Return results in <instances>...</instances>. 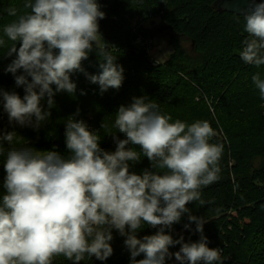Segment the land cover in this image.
Segmentation results:
<instances>
[{
	"label": "trees",
	"instance_id": "obj_1",
	"mask_svg": "<svg viewBox=\"0 0 264 264\" xmlns=\"http://www.w3.org/2000/svg\"><path fill=\"white\" fill-rule=\"evenodd\" d=\"M215 2L0 0V108L26 123L0 134V264H156L158 245L183 264H264V123L237 120L264 104V20ZM141 7L170 27L173 53L156 66L121 18ZM80 107L126 118L129 137L96 145L66 124ZM35 151L44 174L13 162ZM80 176L91 187L77 206L111 210L86 237L72 228L80 246L35 257L53 229L38 196Z\"/></svg>",
	"mask_w": 264,
	"mask_h": 264
},
{
	"label": "rangeland",
	"instance_id": "obj_2",
	"mask_svg": "<svg viewBox=\"0 0 264 264\" xmlns=\"http://www.w3.org/2000/svg\"><path fill=\"white\" fill-rule=\"evenodd\" d=\"M55 10L56 9L54 7H51V9L49 10L50 15L54 14ZM154 11L155 10L153 9H146L141 7L132 11H125L121 15V18L126 21L132 32L137 33V40L142 38L144 40L151 41L152 45L150 49L147 50V55L152 66H155V64L159 65L161 63H164L168 58H170L171 54L173 53V48L170 44L171 36L166 30H161V26L163 25L162 23L164 20L160 17H153ZM140 28L148 29L150 30V32L147 35L144 33L140 34ZM97 44L99 46L103 44V40L99 36L97 37ZM181 45L183 49L186 50H189L191 48V42L187 40L182 41ZM5 64L6 61L4 62V64L0 63V75H4L7 72L6 68L4 67ZM251 116L253 118L249 117L247 119V117L244 116V118L240 117L237 120L242 125L244 124V127L256 126V128H260L261 126H263L264 104L259 109L255 110ZM67 122L68 124L70 123L74 128H76V130H78L80 133L89 135L92 138V142L96 145H100L102 148L105 147V145L108 144L109 141L116 142L120 139L127 140L124 138L129 137V135H126L124 131H122L123 126L127 123L126 118L110 113H97L91 108H78L73 114L69 116V118L66 120V124ZM25 125L26 123L22 119L10 114L6 110L3 111L0 108V134H2L7 128L13 129L14 133L18 134V132L22 131L25 128ZM224 135V131L222 130L221 126H219V129L215 133V136L222 140L223 138H225ZM26 141V144L33 142L30 135L26 137ZM25 160H27V162L29 163V166L32 169L33 173L44 174L46 172L48 153L35 151L26 154H15L13 156V162L18 167L22 168ZM263 163L264 162L262 160H257L254 163V166L260 167ZM63 185L66 186L65 183H63ZM74 185H76L77 189L73 187H67L63 191H58L57 198L51 200V202L49 201L48 203H43L40 200V197L44 193L38 196L40 209L43 212L47 223H50L49 217L53 218V222H51V224L53 225V229L46 237L44 243L36 247L35 257H41L42 255L45 257V259L46 257L47 259H49L52 252L64 245H76L77 247L80 246V243H77V241L79 240H75V234L72 228H74L75 226H79L78 228L80 229V231L77 232V234L82 238L86 237L92 233L90 231L91 229L95 231L100 226L102 218L109 210H111L104 209L103 211L98 212L96 210H88L87 206L85 207L83 204L80 207L75 205L74 199L76 200V194L80 193L82 186L90 188L91 181L87 177L80 176L74 181ZM83 206L84 210L78 213L79 209H81V207ZM114 207L115 206H113V208ZM89 212L99 213V224H94L89 221L87 217H85ZM61 219H64L65 225L71 226V228L68 229L72 232V240L68 243H63L57 235V226L59 225ZM199 241H203V235L200 236ZM18 251L21 254H24L25 252V250L22 248H19ZM153 254L155 257L153 256L150 258L157 259L155 260L156 264H183L182 255L172 252L165 246H156ZM0 257H3L5 260L10 259L8 254H2L1 252ZM13 261L15 262V264H17L19 263L20 259L15 258L13 259Z\"/></svg>",
	"mask_w": 264,
	"mask_h": 264
},
{
	"label": "water",
	"instance_id": "obj_3",
	"mask_svg": "<svg viewBox=\"0 0 264 264\" xmlns=\"http://www.w3.org/2000/svg\"><path fill=\"white\" fill-rule=\"evenodd\" d=\"M214 6L219 12L245 16L254 21L264 20V0H216ZM169 28L163 26L161 30L167 31ZM104 47H107V42Z\"/></svg>",
	"mask_w": 264,
	"mask_h": 264
},
{
	"label": "built area",
	"instance_id": "obj_4",
	"mask_svg": "<svg viewBox=\"0 0 264 264\" xmlns=\"http://www.w3.org/2000/svg\"><path fill=\"white\" fill-rule=\"evenodd\" d=\"M136 44H137L138 46H140V47H144V48H146V50H149L150 47H151V45H152L151 41L144 40V39H142V38L138 39L137 42H136ZM249 51H250V49L246 48L243 54H246V55H247V54L249 53ZM155 66H156V64H155ZM23 168L26 170V172H27L28 174H30V173L33 172L32 169L30 168L29 163L27 162V160L24 161ZM86 189H87V187L82 186L80 192H83V191L86 190ZM54 193H55V192H54ZM49 194H51V192H49V193H44V194L40 197L41 202H43V203H48V200H49L48 195H49ZM57 194H58V193L56 192V197L53 198V199H56V198H57ZM101 198H102V202H105V201L107 200V196H106V195H101ZM50 202H51V201H50ZM74 204L77 205L75 199H74ZM83 210H84V206L81 207V209H79L78 213L82 212ZM85 217H87L88 220L91 221V222L94 223V224H99V222H100V221H99V213H98V212H89V213H87V216H85ZM87 218H86V219H87ZM52 219H53L52 217H49V222H50V223L53 222ZM57 235H58L59 239H60L63 243H68V242H70V241L72 240V233H71V231L66 227V225H65V223H64V219H61L59 225L57 226Z\"/></svg>",
	"mask_w": 264,
	"mask_h": 264
},
{
	"label": "bare ground",
	"instance_id": "obj_5",
	"mask_svg": "<svg viewBox=\"0 0 264 264\" xmlns=\"http://www.w3.org/2000/svg\"><path fill=\"white\" fill-rule=\"evenodd\" d=\"M55 197H56V192L55 193L51 192V194L48 195V198H49L48 202L53 200V198H55Z\"/></svg>",
	"mask_w": 264,
	"mask_h": 264
}]
</instances>
